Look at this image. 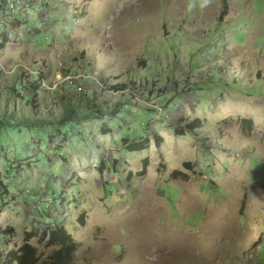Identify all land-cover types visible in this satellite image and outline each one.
<instances>
[{"label": "rangeland", "instance_id": "1", "mask_svg": "<svg viewBox=\"0 0 264 264\" xmlns=\"http://www.w3.org/2000/svg\"><path fill=\"white\" fill-rule=\"evenodd\" d=\"M0 120V264H264V0H0Z\"/></svg>", "mask_w": 264, "mask_h": 264}, {"label": "trees", "instance_id": "2", "mask_svg": "<svg viewBox=\"0 0 264 264\" xmlns=\"http://www.w3.org/2000/svg\"><path fill=\"white\" fill-rule=\"evenodd\" d=\"M50 37V34H47L46 38ZM110 112V110L108 111ZM99 115L104 114L103 111H95ZM112 113H115V111ZM105 115V114H104ZM101 118L100 116H97ZM76 121L75 117L72 116V112L67 111L61 122L65 125L74 123ZM9 123H13L12 120H8ZM179 126L174 127V131L177 135H186L187 133H193L203 126L202 120L195 119L194 121L188 122L183 118H180L176 122ZM0 124H4L0 120ZM27 125L28 128L37 127L38 125L31 121L30 118H24V121L20 125ZM183 124V126H181ZM106 133V131L104 130ZM126 142L128 139L125 138ZM149 143V139H141L139 141H134L133 143L128 144V150L131 152L139 151L145 149L146 145ZM179 172L175 171L174 176H177ZM42 239L49 241L53 246L52 251L46 256L42 257L39 253L38 248L26 240L19 248L9 251L7 261L10 264H76L75 263V252L77 251L78 245L73 237L64 229L62 226L51 227L45 230L42 234Z\"/></svg>", "mask_w": 264, "mask_h": 264}, {"label": "built area", "instance_id": "3", "mask_svg": "<svg viewBox=\"0 0 264 264\" xmlns=\"http://www.w3.org/2000/svg\"><path fill=\"white\" fill-rule=\"evenodd\" d=\"M9 5L12 7V6H14V4L12 3V1L9 3Z\"/></svg>", "mask_w": 264, "mask_h": 264}, {"label": "bare ground", "instance_id": "4", "mask_svg": "<svg viewBox=\"0 0 264 264\" xmlns=\"http://www.w3.org/2000/svg\"><path fill=\"white\" fill-rule=\"evenodd\" d=\"M179 249V248H178ZM182 250V249H181Z\"/></svg>", "mask_w": 264, "mask_h": 264}]
</instances>
